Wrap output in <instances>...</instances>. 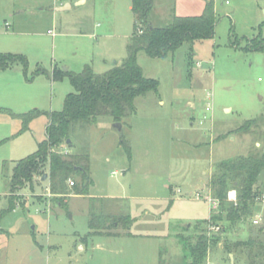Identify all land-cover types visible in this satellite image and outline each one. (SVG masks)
<instances>
[{
	"label": "rangeland",
	"instance_id": "rangeland-1",
	"mask_svg": "<svg viewBox=\"0 0 264 264\" xmlns=\"http://www.w3.org/2000/svg\"><path fill=\"white\" fill-rule=\"evenodd\" d=\"M54 1L0 0V52L21 54L28 61L26 75L19 65L0 72V211L8 207L13 166L45 139L46 113L61 110L72 90L67 77L51 78L53 67L79 72L86 61L100 73L114 58L120 62L127 54L125 36L131 34L134 22L130 0H116V10H110L105 0H96L86 28L96 39L57 36L60 21L56 24L53 18L71 16L76 9L53 16ZM225 1L214 0L216 24L211 38L185 42L165 58L138 52L144 76L159 81L158 93L136 97L135 112L119 122L120 129L110 117H100L96 123L77 122L71 127L72 146L62 145L63 152L88 154L90 196L124 195L116 202L102 200L111 213H129L135 219L131 232L154 236L93 235L87 244L81 243L80 250L79 239L88 231L90 197L71 193L60 205L49 193L47 181L37 178L31 187L16 192L15 208L0 221V264H182L189 260L175 233L192 238L206 228L203 220L209 218L207 203L193 198V192L209 188L215 162L264 148V52L244 49L248 38L258 32L264 35V0ZM169 20L157 13L153 25L164 26ZM92 22L99 25L92 27ZM37 69L42 72L36 74ZM1 108L15 114L33 109L41 113L21 131V120ZM252 118H260L253 133L235 131ZM121 135L130 156L119 142ZM257 187L263 195L264 170ZM163 194L183 198L166 208ZM98 202H94L97 207ZM255 214L261 217L253 225L250 220ZM250 236L264 241L260 197L242 223L211 242L204 264H249L245 247L233 254L224 245Z\"/></svg>",
	"mask_w": 264,
	"mask_h": 264
},
{
	"label": "trees",
	"instance_id": "trees-1",
	"mask_svg": "<svg viewBox=\"0 0 264 264\" xmlns=\"http://www.w3.org/2000/svg\"><path fill=\"white\" fill-rule=\"evenodd\" d=\"M134 16L133 29L126 44V57L100 73L90 65H84L79 72H72L53 67L51 78L61 80L67 77L72 90L65 95L63 107L59 111L47 114L45 139L37 144V149L16 161L9 179L8 207L0 211L1 219L15 208L16 192L28 186L35 179L47 174L48 191L57 197L63 205L69 194L87 195L92 184L87 153L63 152L62 145L71 147V127L77 122L96 123L100 117H110L113 122L123 119L135 112L134 99L148 92L158 93L159 81L145 77L137 63V54L143 51L152 58H165L185 42L211 38L216 24L214 0H206L203 10L197 15L179 16L171 14L164 26H154L150 22V13L154 0H130ZM244 49L264 52V35L260 32L248 38ZM19 65L26 75L28 61L24 55L0 52V70L11 69ZM37 69L35 73H41ZM14 118L22 122L21 131L27 130L28 123L41 112L33 109L27 113L15 114L8 109ZM260 118L245 120L236 132L253 133ZM69 139V142L67 140ZM120 144L130 156V148L121 135ZM264 170V148L215 162L208 181L211 194L219 200L218 209L208 219L203 220L206 226L192 238L177 235L182 244L184 257L189 258L182 264H204L208 248L212 241L230 232L242 223L251 213V207L261 192L257 187L258 177ZM73 182L72 185L68 181ZM236 191V202L226 199L227 191ZM91 208L88 212V231L80 237L81 243L93 235L118 236L130 235L129 229L133 218L129 213H111L104 208L102 198H90ZM95 200H99L98 207ZM220 225L217 232L208 234L209 225ZM111 229L116 230L111 232ZM123 231V232H122ZM259 238V237H258ZM250 236L245 241L225 242V249L233 253L246 248L249 264H264V241Z\"/></svg>",
	"mask_w": 264,
	"mask_h": 264
},
{
	"label": "crops",
	"instance_id": "crops-1",
	"mask_svg": "<svg viewBox=\"0 0 264 264\" xmlns=\"http://www.w3.org/2000/svg\"><path fill=\"white\" fill-rule=\"evenodd\" d=\"M109 0H105L106 6L108 4V6L110 7V10H116V0H113L111 2H107ZM206 0H154L153 3V7L151 9V15H150V22L153 25V16H155L157 13H163V15H167L171 16V14H175V15H179V16H184V15H197L200 14L203 10L204 4H205ZM226 2V1H225ZM96 0H55L53 2V10L55 12H53V16L55 14H59L61 13L60 11L62 10L63 13H69L71 11H73L72 9H76L73 11V15L71 16H67V14L65 16H62V18L59 16H55L56 20V24H57V19L60 21V25H59V29L57 32V36H62V37H75V38H79V37H83V36H88V37H92L95 38L94 34L91 31H86V28L88 26V22L91 23V18L93 15V9L95 6ZM186 5V6H185ZM88 7V8H87ZM63 8V9H62ZM65 11V12H64ZM93 21V20H92ZM98 26L99 23H94L92 22V27L94 26ZM155 26V25H154ZM49 31V30H48ZM130 35H126L125 37H128L129 39ZM96 39V38H95ZM128 39L126 41V44L128 42ZM125 44V46H126ZM98 46V45H97ZM103 57L100 56V59H102ZM103 63L106 64V60L102 59ZM86 61H83L80 64V67L83 68L84 65H87L88 63H85ZM119 61H117V59L114 58V61L110 64H114L117 63ZM93 64V63H90ZM89 65V64H88ZM93 69V65H90ZM1 71H12V70H0ZM1 75V74H0ZM164 188H168L169 189V183H165ZM179 191H181L180 188H177ZM180 193V192H179ZM186 193H188V191H186ZM171 194V192H170ZM87 197L90 198H97L94 196H90L89 193L87 195H85ZM125 198L124 195H119V196H115V195H107V196H103L102 199H106L105 201L108 203L111 202H116V200H120ZM179 198H183L181 197H172V196H167V194H163V200L168 201V203L166 204L167 207H170L172 205V202L174 201V199H179ZM108 199L110 201H108ZM104 208L105 207L104 205ZM108 210V209H107ZM208 214V213H207ZM131 216V215H130ZM134 218L132 221V224L130 226L129 229V233L130 235H128L129 237H135V236H144V237H151L154 236L152 234H137V233H133L131 232V227L134 224ZM123 234V233H122ZM175 235L177 236V234L175 233ZM79 249L81 250L82 244L81 242H79ZM87 244V242L85 243Z\"/></svg>",
	"mask_w": 264,
	"mask_h": 264
},
{
	"label": "built area",
	"instance_id": "built-area-1",
	"mask_svg": "<svg viewBox=\"0 0 264 264\" xmlns=\"http://www.w3.org/2000/svg\"><path fill=\"white\" fill-rule=\"evenodd\" d=\"M227 2L228 1L226 0V3ZM197 65L199 66L200 63H197ZM205 109L208 110L209 107L207 106ZM68 184L72 185L73 182L71 180H69ZM184 195L188 196L189 193H184ZM192 197L195 198L196 200H201L202 199L203 201H205L207 203V205H208V213H209L208 217H210V215L213 212H215L218 209V207H219V200L211 194L209 188H207L205 190H202V191L198 190V191L193 192ZM259 197L264 199V194L260 195ZM259 197H258V199H259ZM226 199L228 201H230V202H234L235 203L236 202V191L234 189L228 190L227 191V195H226ZM260 217L261 216L259 214H255L253 216V218L250 220L251 224H253V225L257 224L259 222V220H260ZM218 230H219V226L215 225V224H211L207 228L208 234L217 232Z\"/></svg>",
	"mask_w": 264,
	"mask_h": 264
},
{
	"label": "water",
	"instance_id": "water-1",
	"mask_svg": "<svg viewBox=\"0 0 264 264\" xmlns=\"http://www.w3.org/2000/svg\"><path fill=\"white\" fill-rule=\"evenodd\" d=\"M62 9H63V8H62ZM64 70H65V68H64ZM113 126H114V127H117L118 129H120V128H121V123H119V122H114V123H113ZM67 142H69V139L67 140ZM46 178H47V174H43L42 177H41V180L44 181V180H46ZM230 258H231V256H230Z\"/></svg>",
	"mask_w": 264,
	"mask_h": 264
}]
</instances>
